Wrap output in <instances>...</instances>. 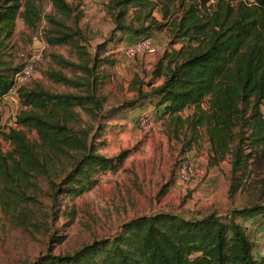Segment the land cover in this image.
Instances as JSON below:
<instances>
[{
	"label": "trees",
	"instance_id": "trees-1",
	"mask_svg": "<svg viewBox=\"0 0 264 264\" xmlns=\"http://www.w3.org/2000/svg\"><path fill=\"white\" fill-rule=\"evenodd\" d=\"M44 1L0 0V104L22 65L15 66L5 52L17 20L37 29ZM47 1L51 10L45 15L44 39L51 46L71 45L79 58L74 62L54 55L74 76L51 69L47 77L80 92H52L41 85L19 88L23 107L17 125L2 133L11 148L4 151L0 142V200L14 223L27 232L42 231L44 226L22 203L38 202L39 193L55 204L60 197L80 196L98 184L96 174L118 171L130 153L123 149L114 156L101 154L106 141L97 143L100 133L81 117L82 111L94 120L100 117L103 99L97 89L108 75L99 70L115 61L92 55L82 45L83 15L76 5ZM106 7L114 22L109 40L122 39L125 33L137 40L166 31L172 46L152 71L150 88L137 87V95L120 109L153 104L168 116L176 133L183 130L188 135L186 147L205 130L210 165L232 155L229 194L233 195L240 184L237 172L251 158L264 163V0H108ZM180 40L185 42L175 48ZM188 108L192 112L182 115ZM27 131L35 132V139ZM259 216L264 218V203L232 206L225 214L213 211L197 218L160 211L136 216L114 235L67 253H55L50 246L63 243L65 235L50 233L47 252L24 264H264V256L256 258L255 243L243 223Z\"/></svg>",
	"mask_w": 264,
	"mask_h": 264
},
{
	"label": "rangeland",
	"instance_id": "rangeland-1",
	"mask_svg": "<svg viewBox=\"0 0 264 264\" xmlns=\"http://www.w3.org/2000/svg\"><path fill=\"white\" fill-rule=\"evenodd\" d=\"M69 1L76 5L78 12L83 15L79 21L84 31L82 45L92 55L99 53L100 57L115 61L113 65L102 64L99 70L101 75H108L97 89V94L103 99L100 117L94 120L83 111L81 117L85 123L94 126V131L100 133L96 139L97 143L106 141L99 149L101 154L114 156L123 149H130V153L118 171L96 174L98 184L80 196L60 197L59 202L55 204L45 194L39 193L38 202L30 200V204L22 203L24 207L34 211L31 214L35 222L42 221V231L27 232L14 223L4 211V204L0 200V264H24L34 261L47 252V235L50 233L65 235L63 243H51L50 246L55 253H67L96 239L114 235L123 223L136 216L166 211L197 218L213 211L225 214L232 206L242 208L264 203L263 162L256 163V160L251 158L248 166L237 172V182L240 184L233 195H230L232 155H228L218 165H210V142L205 130H200L197 141L186 147L184 141L188 135L183 130L176 133L168 116L154 120L150 128L139 126V119L145 115L155 118L153 111L144 113L148 108H155L153 104L120 109L125 102L137 95V87L150 88L149 83L154 80L152 71L164 52L172 48L168 34L155 42L158 52L130 58L125 55L124 49L131 38L123 36L122 39L109 40L114 22L104 0L100 3L99 0H94L88 4L82 0ZM216 1L212 0L213 3ZM50 10L51 4L45 0L42 4L43 18L35 30L28 28L22 23L23 19L19 18L11 47L5 52L15 66L22 64L23 52L40 55L34 77L23 86L33 88L41 85L52 92H80L76 88L52 81L46 74L54 69L74 76L73 71L62 67L54 55L79 62L76 50L67 44L44 47L41 41L34 42L35 35L44 39L45 15ZM156 14L160 17L159 12ZM179 42L174 45L175 48L180 47ZM160 82L161 79L155 81L156 84ZM18 104L21 108L20 101ZM114 108L118 109L119 113L111 114L110 111ZM191 112L192 109L188 108L182 114L186 116ZM262 112L264 114V107ZM13 113L18 114L17 110L10 112L4 108L0 109V142L4 151L11 148L2 133L13 126ZM27 133L31 139H35V132ZM185 148L187 153H184ZM245 151L248 153L250 150ZM184 158L192 168V179L187 183L179 176V168ZM42 188L44 192L48 191L46 184ZM59 204L60 216L55 219L53 215L59 209ZM255 222L260 226L264 223V218L259 216L255 218ZM258 231V228L250 229L249 236L258 246L257 255L263 257L264 236L260 237Z\"/></svg>",
	"mask_w": 264,
	"mask_h": 264
},
{
	"label": "built area",
	"instance_id": "built-area-1",
	"mask_svg": "<svg viewBox=\"0 0 264 264\" xmlns=\"http://www.w3.org/2000/svg\"><path fill=\"white\" fill-rule=\"evenodd\" d=\"M82 1L85 4H88V3H92L94 0H82ZM40 41L41 43H43L44 47L49 46V44L45 39L35 35L34 42H40ZM156 52H158V46L155 43L153 37H144L134 40L133 42L129 43L124 49L125 55L130 58H134L148 53L153 54ZM22 56H23L22 65L20 69L15 73L14 83L7 94V96H12L18 101H20L19 88L34 77L36 72V62L40 57L38 53L29 52V51L26 53L23 52ZM16 117L17 114L13 113L12 114L13 126L17 125ZM154 120L155 118L150 117V115H145L144 117L139 119V126L144 129L150 128L153 125ZM179 169H180L179 176L181 180L186 183L189 182L192 179V173H191L192 168L190 167L187 159L181 162V166Z\"/></svg>",
	"mask_w": 264,
	"mask_h": 264
},
{
	"label": "crops",
	"instance_id": "crops-1",
	"mask_svg": "<svg viewBox=\"0 0 264 264\" xmlns=\"http://www.w3.org/2000/svg\"><path fill=\"white\" fill-rule=\"evenodd\" d=\"M67 1H69V0H67ZM106 3L108 2V1H106V0H104ZM70 2V1H69ZM101 2V0H99V3ZM71 3V2H70ZM97 5V4H96ZM96 5L94 6V7H96ZM22 23H24V21L22 20ZM167 32L166 31H164V33H163V31H156V32H154L153 33V39L155 40V42L156 41H159V39L161 38V36H163V35H165ZM168 34V33H167ZM124 37H126V38H131V41L129 40L128 41V43H131V42H133L134 40H135V38L133 37V35H131L130 33H125L124 35H123ZM169 36V35H168ZM185 42V40H180V42H179V44H180V46H182V44ZM176 45V44H175ZM19 101L17 100V99H15L14 97H12V96H5L4 98H3V100H2V102H1V104H0V109L1 108H4V109H6L7 111H9L10 110V112H15V110H17V113L21 110V108L19 107V104L17 105V103H18ZM153 108V107H152ZM150 111H153V113H154V115H155V120L156 119H159V117H162V113H161V111L160 110H157V109H155V108H153V109H151V108H148L147 109V111H144V113H146V112H150ZM184 113L186 112V109L183 111ZM182 112V113H183ZM143 113V112H142ZM183 115V114H182ZM188 115V114H187ZM167 117V116H166ZM243 223H244V225L245 226H247L248 227V229L250 230V229H252V228H258L259 229V231H258V235L261 237V236H264V223H262V224H260V226H259V224L258 225H256L257 223L255 222V218H249V219H247V220H243ZM261 223V222H260ZM260 239V238H259ZM263 240H264V238H263ZM255 243V242H254ZM259 250H258V246H257V244L255 243V246H254V253H255V256H256V258L257 259H261L262 257H259L258 255H257V253L256 252H258ZM260 253V252H259ZM261 254H263V253H261Z\"/></svg>",
	"mask_w": 264,
	"mask_h": 264
}]
</instances>
